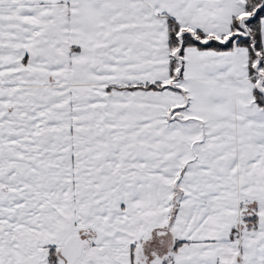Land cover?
Instances as JSON below:
<instances>
[{
    "label": "snow or ice",
    "instance_id": "snow-or-ice-1",
    "mask_svg": "<svg viewBox=\"0 0 264 264\" xmlns=\"http://www.w3.org/2000/svg\"><path fill=\"white\" fill-rule=\"evenodd\" d=\"M0 264H264V0H0Z\"/></svg>",
    "mask_w": 264,
    "mask_h": 264
}]
</instances>
